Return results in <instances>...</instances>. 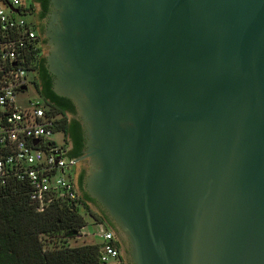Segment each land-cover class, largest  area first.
<instances>
[{
    "label": "water",
    "instance_id": "95a60500",
    "mask_svg": "<svg viewBox=\"0 0 264 264\" xmlns=\"http://www.w3.org/2000/svg\"><path fill=\"white\" fill-rule=\"evenodd\" d=\"M44 35L125 264H264V0H50Z\"/></svg>",
    "mask_w": 264,
    "mask_h": 264
},
{
    "label": "built area",
    "instance_id": "2783aa9c",
    "mask_svg": "<svg viewBox=\"0 0 264 264\" xmlns=\"http://www.w3.org/2000/svg\"><path fill=\"white\" fill-rule=\"evenodd\" d=\"M29 7L24 0H0V197L25 191L38 212L65 201L84 208L70 172L76 157L69 155L65 134L57 129L60 115L42 99L26 95L35 80L28 74H36L44 53L36 22L26 19ZM56 133L63 134L59 144ZM97 224L100 261L125 264L112 228Z\"/></svg>",
    "mask_w": 264,
    "mask_h": 264
},
{
    "label": "trees",
    "instance_id": "16d2710c",
    "mask_svg": "<svg viewBox=\"0 0 264 264\" xmlns=\"http://www.w3.org/2000/svg\"><path fill=\"white\" fill-rule=\"evenodd\" d=\"M44 42L43 40L42 43ZM41 61L42 57L37 69ZM46 88L47 94L42 101L52 114L60 115L57 129L64 132L65 139L71 134L82 146L85 138L81 121L68 116V113H77L74 103L57 95L52 89L51 81L47 82ZM79 154L80 151H69V155L76 158ZM80 202L84 208L65 201L54 203L44 212H38L30 204L25 191L0 197V264H104L100 261L101 244L98 242L69 245V240L79 236L87 225L82 209L86 208L99 221L108 222L114 229L96 200L84 193ZM91 204L98 208L100 215L92 210ZM58 238L60 246L55 245Z\"/></svg>",
    "mask_w": 264,
    "mask_h": 264
},
{
    "label": "flooded vegetation",
    "instance_id": "af4514ba",
    "mask_svg": "<svg viewBox=\"0 0 264 264\" xmlns=\"http://www.w3.org/2000/svg\"><path fill=\"white\" fill-rule=\"evenodd\" d=\"M29 12L31 17H33L34 21L37 24L38 32L41 36V38L45 41L43 43V48H47V39L45 38V29H46V23L48 19V13L50 11V0H31L29 3ZM51 81L52 89H53V76L50 74L48 70V64H47V57L45 54V50L42 56V61L40 62L35 80L32 81L27 85V89L32 86L35 87V89L38 91V94L41 99H44L45 94H47V82ZM48 100H50L49 97H47ZM68 116L70 119L75 118L80 120V117L78 113L71 114L68 113ZM67 140V146L69 148V151L78 152L80 151L79 156H77L78 163L75 166V173H74V181L75 184L80 192L81 195H83L84 192V186H85V178L88 170V161L86 159H82L85 153V141L82 143V146H80L79 142L72 137L70 134ZM117 237L120 242V247L122 251L124 252L126 249V240L123 238V236L117 232Z\"/></svg>",
    "mask_w": 264,
    "mask_h": 264
},
{
    "label": "rangeland",
    "instance_id": "374dc122",
    "mask_svg": "<svg viewBox=\"0 0 264 264\" xmlns=\"http://www.w3.org/2000/svg\"><path fill=\"white\" fill-rule=\"evenodd\" d=\"M27 4H29L31 2V0H24ZM26 19H28L29 21H33L34 22V19L33 17H31V15H28L26 17ZM28 77L29 79L33 80L35 77H36V74L34 73H29L28 74ZM27 96L31 99V100H40V96L38 94V91L35 89V87H32L30 86L28 88V91L26 92ZM54 138L56 140V142L59 144L61 141H63V134L61 133H56L54 135ZM72 174L75 173V169L73 168L71 171H70ZM94 211V210H93ZM97 215H100L98 212L94 211ZM82 213L85 217V220L87 222V225L85 226V228H83L81 230V237H76L74 239H70L69 240V245L71 246H77V245H82V244H85V243H96L98 241H100V237L97 235L98 232H99V225L97 224V222H101L98 220V218L93 215L89 210H87L86 208L85 209H82ZM105 222V221H103ZM87 234V235H85ZM47 240L45 239V242ZM48 242V241H47ZM55 245H58L60 246L61 243H60V238H58V241L56 242ZM115 262L111 261L110 263H107V264H114ZM105 264V263H104Z\"/></svg>",
    "mask_w": 264,
    "mask_h": 264
}]
</instances>
